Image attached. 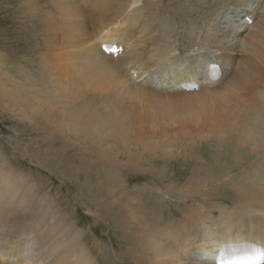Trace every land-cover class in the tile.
<instances>
[{
	"label": "bare ground",
	"instance_id": "obj_1",
	"mask_svg": "<svg viewBox=\"0 0 264 264\" xmlns=\"http://www.w3.org/2000/svg\"><path fill=\"white\" fill-rule=\"evenodd\" d=\"M26 5L31 3L26 0L20 9ZM24 8L30 13L33 11V7ZM241 11L245 13L240 16ZM246 17L253 19L251 25L245 23ZM43 21L44 63L50 72L48 79L44 78V99L35 90L33 102H29L31 92L16 85L9 92H0V99L4 100L2 109L7 108L9 115L23 125L30 122L26 135L35 130L44 136L42 153L14 149L5 156V148H0V264H96L82 245L85 230L75 225L74 217L61 206L62 202L50 208L52 202L41 195L44 183L32 182V176L23 171L28 165L24 159L34 162L38 171L62 168L75 174L107 169L118 174L131 171L154 177L156 171L152 168L159 166L163 176L154 181L162 182L173 168L179 167L176 161L184 159L182 153L158 144L156 149L145 153L146 161L138 155H129L128 161L120 158L121 150L128 152L132 142L138 144L136 137L140 135H136L134 128L137 120L141 123L144 119L140 116L136 119L133 110L142 103H153L161 114L147 119L149 126L145 131L151 136L144 139L140 136L142 142L161 136L166 137L167 144L178 138L179 134H170L171 129L154 134L157 125L173 126L175 133L189 129L190 137L193 131L203 134L207 128L209 133L233 127L232 165H249L264 174V0H44ZM93 32L97 35H91ZM195 42L200 44L202 55L189 59L185 57L186 52L175 53L177 48L189 47ZM114 43L123 49L116 58L101 51L102 44ZM210 48L218 56H211L207 51ZM233 52H240L239 57L232 55ZM210 63L219 65L220 76L214 79L208 77ZM154 67L156 73L151 75ZM47 70L44 71L47 73ZM168 81L172 85L165 90ZM186 82L200 87L196 93H186L180 88ZM174 86L178 90H172ZM23 100L28 105L21 107ZM175 104H178L179 120H190L194 122L192 126L177 127ZM179 104L198 111L195 114L185 111L187 116L183 112L186 117L180 118L179 112L184 107ZM161 116L165 122L160 120ZM50 160L54 161L51 167ZM113 174L111 178L107 176L105 183L109 186L103 188L105 192L98 186L95 192L103 191V197L112 196L119 181V175ZM152 177L144 181L152 183ZM133 178L121 177L122 183ZM171 179L167 181V191L171 188ZM161 191L157 187L146 191L135 184L126 186L121 217L124 234L121 235L124 236L122 254L127 264H214L220 248L230 242L244 244L238 249L223 250L218 262H232L242 257H249L250 262L260 256L257 251L248 252L247 243L264 245V220L255 219L261 228L259 231L247 229L248 223L244 222H252V212L264 216V204H256L262 193L238 190L236 197L247 201L248 208L243 204L234 213L213 219L207 211L190 209L187 203L180 206L185 208L182 216L173 217L171 214L178 213L179 209L170 208L158 197ZM108 203L105 201L100 208H87L103 220L108 214ZM253 206L260 209L254 211ZM113 214L111 209V219L115 221ZM17 253L21 255L15 257Z\"/></svg>",
	"mask_w": 264,
	"mask_h": 264
},
{
	"label": "rangeland",
	"instance_id": "obj_2",
	"mask_svg": "<svg viewBox=\"0 0 264 264\" xmlns=\"http://www.w3.org/2000/svg\"><path fill=\"white\" fill-rule=\"evenodd\" d=\"M27 1L30 2L31 5L29 6L26 5L24 7H31V8L33 7V11L31 13L28 11V9H25L24 7L20 9L23 3L25 5L26 0L25 1L24 0H0V8H1L0 9V18H1L0 19V81H1L0 92L1 93L9 92L10 90L14 88L15 85L20 86L24 88V90L26 89L25 91L31 92L30 93L31 99L29 100V102H33V92L35 90L39 92V96H40L39 98L43 97L42 99H44V94H43L44 93V89H43L44 88V78L47 77L46 79H48L50 72L46 69L47 66L44 63V37H43L44 36L43 32L45 29L44 21H43L44 20V0H30V1L27 0ZM137 5L139 6V4ZM242 13H245V11H241L240 16L242 15ZM24 14H28V15H24ZM252 22H253L252 18H248V17L245 18L246 24L251 25ZM89 29L92 30V28H89ZM94 32L91 33V35L92 34L93 36L97 35ZM14 41H16L17 43ZM30 41H32V43ZM105 45H111L116 49V52L113 53L114 58L120 55L123 51L122 47L115 43L114 44H102L100 49L102 50V47ZM192 45L194 46V49H192L193 47ZM199 45L200 44L198 42L191 43L189 47H184L181 49L177 48L175 50V53L178 54L181 51L184 53L186 52L185 57L191 59L192 57H197L198 55L203 54L202 50L199 49L200 48ZM207 51L211 56H214V55L218 56L217 54L218 52H216L215 49L213 48L207 49ZM239 54L240 52L232 53V55L237 56V57H239ZM47 60H48V56H47ZM179 64L180 63H178L177 65ZM173 68L170 69L171 72L173 71ZM154 69L155 67L152 68L151 75H154V73H156L155 72L156 69L155 70ZM44 70L45 71L47 70V73ZM165 78H167V76ZM142 80L144 81V78ZM7 81H9L10 83ZM153 81L157 82V78H154ZM136 82L138 81L136 80ZM171 85L172 83L168 81V85L167 84L164 85V87L166 88L165 90H167V88H169V86ZM199 87L200 85L198 86L197 84L188 83V82L180 85V88L182 90H185L186 93H196L195 91H197ZM4 90H7V91H4ZM172 90L175 91V90H178V88L174 86ZM167 92H171V91H167ZM1 101L4 102V100L0 99V148H5V151H4L5 156L6 155L9 156L12 152H14V149L18 151L25 149L28 152L37 153L39 151L42 153V146L44 147V136L40 134L41 132L38 133L35 130H32L29 133L30 135H26V132H27L26 128L29 126L30 122L29 121L25 122L24 123L25 125H23L21 124V121H19L18 118L11 117L9 115V110L7 108L3 107L2 109ZM20 103H22L21 107L28 105L27 104L28 101L25 102L23 100ZM152 104L153 103H151V105L150 104L148 105V103H142V105L139 107L137 105L138 109L135 108L136 106H133V108H135L133 112L136 113V117H137L136 119H139V118L144 119L141 121V123H140V120H137L138 121L137 127L134 128V130L137 131V132L135 131L136 135L137 136L140 135L141 137H143V139L145 137L151 136L149 132L145 131V128L147 129L149 126V123H147L148 122L147 119L152 118V115H153V118L157 117V115H161L159 113L157 106H153L154 104L153 105ZM179 105H181L182 108L184 107L182 106V104H179ZM175 107H176V114H177V122H176L177 127L192 126L194 122L190 120L189 121L179 120V116L177 113L178 104H175ZM141 108L144 112L141 110ZM144 108L146 109L148 108L150 110L145 109L146 110L145 111ZM152 108L154 112L152 111ZM211 109H212L211 111L213 112V107ZM157 111L158 113H156ZM185 111H189V112L194 111L193 113L195 114L198 110L190 109V107L188 108L184 107L183 111L181 110V112H179L181 116L180 118H182L183 116L184 117L187 116V112ZM147 112L149 114H147ZM183 112L184 114L186 113L185 114L186 116L183 115ZM161 117H160V120H162V122H165L166 119H164V117L163 118ZM219 119L221 120L222 118L220 117ZM31 120L33 119H30V121ZM35 122L38 123V121H35ZM15 123H20V124L15 125ZM166 126L157 125L156 127H154V130L156 131V133L154 134L158 135L159 133L163 132L164 129H168V130L171 129L169 130L171 135L179 134L176 140H173L172 142L165 144L166 137L158 136L157 138H154V139H145L148 141L143 140L142 142L141 140L142 138L139 136V137H136L138 139L137 145L135 142H132L131 145L129 146L128 152H125L124 150L120 151V158L121 160H124V161H128L129 155H138L139 157L142 158V160L146 161L147 156L145 155V153L153 149H156L155 147H158V144L164 145L165 147L164 146L162 147L165 149L169 148L168 150L171 149L176 153H179V152L182 153L184 155V159L181 158V161L180 160L176 161L179 167L173 168L172 172L170 171L167 177L163 178L162 182H158V183H156L154 179L160 176H163V174L159 172L160 171L159 166L152 168L156 171V174L154 177H152L151 175H139L131 171L118 174V172L115 173V171L107 170V169L102 170L103 172L98 169L99 172L97 170L96 173H95L96 170H94L91 173L81 171V174H75L73 171L62 170V168H56V169L50 168L49 170L42 169L38 171L34 167L35 166L34 162L31 163L28 161V159H24V161L28 165H26V168H24L23 171L32 176L30 178L32 179V182L38 181L40 183H44V190L41 193V195L47 198L45 199L46 201L48 200L52 202V206L50 208H52L53 206L54 207L56 206L53 204H59L60 202H62L61 206L66 208V210H69L67 213L72 218L74 217L73 220L75 221V225L77 224L79 229L81 228L82 230L83 229L85 230V231L83 230L84 235L82 236H84V238H82L83 240L82 245L84 244L83 247H85V250L92 257H94L93 260L96 264H127L122 254L123 252L122 236L123 235L121 234H124V230H123V222H122L121 217L123 216V209H122L123 208L122 207L123 196L127 194L126 186H130L131 184H135V186L137 187H143L146 191H149L153 187H157L158 190H162L161 193L158 194V197H161V199L166 204H169L170 208L179 209L178 213L171 214L175 218L182 216V212L185 210V208H181L180 206L183 203H187L190 209L198 208V209L207 211V213L213 219H217L222 214L229 215L231 213H234L236 211L235 209H239V206L241 205L243 206V204L245 208H248L245 205V202L247 201H243L241 198L236 197V194H237L236 192L238 190H246V192H249V193H253V192L262 193L263 196L260 198V201L256 202V204H258L259 206L264 204V174L260 170H258L259 168H252V167H249V165L239 166L237 163L235 165H232L233 152L230 150L232 148V144L235 138V129L233 127L224 128V131L222 129L211 130V131H208L209 133H207V130H208L207 128L203 132V134L201 132L196 134V131H193L190 137V135H187V132L189 129L187 130L180 129L181 133H178V132L175 133L173 126H169V125H166ZM24 128L26 130H24ZM237 130L240 131L239 128H237ZM18 131L21 132V134L18 133ZM141 131L142 133H140ZM37 135H38V138L35 137ZM10 136H13L14 139H11ZM182 137L184 139H181ZM145 142H147L148 144L150 143L151 144L145 145L144 144ZM22 143H24V145H22ZM14 144H17V145H14ZM141 145H143L144 148H142ZM149 154L152 155L153 153H149ZM49 162H50L49 163L50 167L54 165V161L50 160ZM214 165L215 166L221 165V167H214ZM16 166L19 167L20 165L18 164ZM211 168H213L214 170ZM112 174L115 177L119 175L117 178V181L119 180L117 187H114L116 190L114 191V194L112 196L103 197L101 196L103 195V191L105 192V189L109 186L107 183H105V181L107 182L108 177L111 178ZM64 175L66 176L68 175L67 179L62 178ZM125 176H132V177H135V179L133 178L132 181L130 182L122 183L121 177H123L124 179ZM148 176L152 177L153 179L152 183H150L151 180L144 181V179ZM169 177L172 178L169 181L171 182V188L169 191H167V181L169 180ZM70 180H71V183H70ZM96 181H100L102 185L100 182L98 183ZM92 182L94 183L93 184L94 186L92 185ZM145 184H149V185L146 187ZM91 186H93L94 188H92ZM95 186H98L99 190L100 189L103 190L104 187L106 188L103 191H99L100 192L99 193V192H95ZM85 187H88V188H85ZM74 190H76L77 192ZM76 196H79V197H76ZM117 197L118 198L120 197V198L118 199ZM235 199H238V200H235ZM105 201L109 202L106 205L107 207L106 211L108 214L107 216L103 217V220H101L100 218L98 219V216L93 213L92 211L93 209L90 210V208H87V207L88 206L91 208L94 207V209L95 207L100 208ZM149 206L152 207V209H154L153 205H149ZM259 206H253L252 209L254 211L257 209H260ZM111 209L114 213L113 217L116 219L115 221H112L111 219ZM250 217H254V219L252 220V222H244V223H248L246 225V228L247 229L250 228L253 231L261 230V228L258 225H256L258 224V221L255 219L260 218L264 220L263 219L264 216L260 215V213L258 212H252L250 213ZM223 219H225V217L218 219L219 220L218 222L222 221ZM116 227L120 229L118 230ZM87 238H89L90 240H87ZM86 243L88 244V246ZM250 244H251L252 250H261L262 248H264V245L262 242H258L256 244H253V243H250ZM96 245L98 249L97 247H95ZM221 249L222 247L220 248V250ZM220 250L217 255V258L220 254ZM18 255H21V254L17 253L15 257H17ZM24 255H28V254H24ZM15 257H12V258H15ZM97 257L100 260H98ZM217 258L214 259V264H217L216 262ZM4 259L10 260L7 258H4Z\"/></svg>",
	"mask_w": 264,
	"mask_h": 264
},
{
	"label": "snow or ice",
	"instance_id": "obj_3",
	"mask_svg": "<svg viewBox=\"0 0 264 264\" xmlns=\"http://www.w3.org/2000/svg\"><path fill=\"white\" fill-rule=\"evenodd\" d=\"M241 264H247V262L250 260L249 257H242L240 258ZM255 264H264V252H261L260 256L256 258Z\"/></svg>",
	"mask_w": 264,
	"mask_h": 264
}]
</instances>
